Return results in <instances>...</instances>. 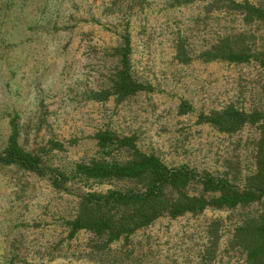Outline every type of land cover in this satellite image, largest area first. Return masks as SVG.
I'll return each mask as SVG.
<instances>
[{
  "label": "rangeland",
  "instance_id": "1",
  "mask_svg": "<svg viewBox=\"0 0 264 264\" xmlns=\"http://www.w3.org/2000/svg\"><path fill=\"white\" fill-rule=\"evenodd\" d=\"M207 1L0 0L3 35L12 32L13 37L6 47L0 39V144L9 134V113L18 111L23 126L33 132L42 128V134L65 143L67 150L59 154L62 162L94 155L96 141L90 136L110 126L123 134L135 133L143 150L158 154L170 166L186 163L217 174L231 164L232 176H244L254 169L257 127L226 134L197 118L231 102L245 110L260 105L262 69L198 58L181 63L175 58L177 36H186L188 48L194 50L214 38L218 18L200 13ZM126 32L132 38L137 74L153 89L124 103L88 99L86 92L107 80L112 64L107 49ZM184 102L191 105L186 113L181 111ZM27 140L23 136L21 143H32ZM3 172L0 264H131V249L143 264H196L210 244L208 224L222 219L230 229L240 217L211 209L199 216L163 217L132 243L120 241L112 253L97 258L88 253L89 233L67 237L63 218L76 213V197L36 177ZM227 236L224 232L211 264L242 260L239 250L228 248Z\"/></svg>",
  "mask_w": 264,
  "mask_h": 264
},
{
  "label": "trees",
  "instance_id": "2",
  "mask_svg": "<svg viewBox=\"0 0 264 264\" xmlns=\"http://www.w3.org/2000/svg\"><path fill=\"white\" fill-rule=\"evenodd\" d=\"M200 13L218 18L214 38L194 50L188 48L186 36H177L175 58L179 62L191 63L198 58L205 62L255 64L263 71L260 105L245 110L231 102L201 112L197 118L198 123L210 124L226 134L237 133L248 125L257 127L254 169L244 176H232L231 164L217 174L186 163L170 166L158 154L143 150L135 133L123 134L110 126L90 136L96 141L94 155L62 162L59 154L67 150L62 140L42 134V128L33 132L21 124L18 111L9 113V134L0 144V178L4 170H15L76 197V213L64 217L63 225L69 239L82 231L90 234L88 253L93 257L109 255L120 241L132 243L160 218L199 216L211 209L239 213L240 217L230 229L225 228L222 219L208 224L210 244L202 249L196 264H211L216 259L224 232L228 233V248L242 254L238 264H264V0H208ZM3 24L0 21V39L6 47L13 37L12 32L3 35ZM106 53L112 59L107 80L99 88L89 89L88 99L124 103L153 89L137 74L129 32L121 33L118 43ZM181 109L186 113L191 105L184 102ZM23 136L32 143L22 144ZM134 258L138 257L131 249V264H143ZM3 264L49 263L10 260Z\"/></svg>",
  "mask_w": 264,
  "mask_h": 264
}]
</instances>
